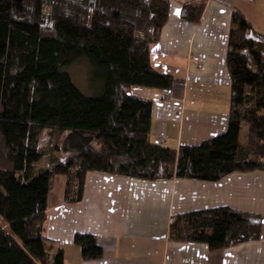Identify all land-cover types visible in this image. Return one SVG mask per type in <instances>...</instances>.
<instances>
[{"label": "trees", "instance_id": "1", "mask_svg": "<svg viewBox=\"0 0 264 264\" xmlns=\"http://www.w3.org/2000/svg\"><path fill=\"white\" fill-rule=\"evenodd\" d=\"M169 4L0 0V264H64L62 249L43 235L59 177L63 203L78 204L88 172L207 183L264 172V36L238 10L226 53V132L178 152L152 142V104L129 90L172 88V77L150 64ZM201 13L184 4L181 18L197 23ZM80 62L88 66L90 96L66 72ZM44 157L47 166L37 168ZM261 230L260 216L221 207L171 217L169 239L215 252L257 242ZM73 244L84 261L102 256L93 236L75 235Z\"/></svg>", "mask_w": 264, "mask_h": 264}, {"label": "crops", "instance_id": "2", "mask_svg": "<svg viewBox=\"0 0 264 264\" xmlns=\"http://www.w3.org/2000/svg\"><path fill=\"white\" fill-rule=\"evenodd\" d=\"M184 4L202 7L197 23L181 18ZM233 10L264 36V0H170L167 21L150 48V64L172 77V88L129 90L152 104V142L162 139L163 146L178 152L226 132ZM64 183L59 177L48 196L43 234L62 249L64 264H264V172L233 173L216 183L146 182L88 172L78 204L63 203ZM221 207L260 216L259 241L215 252L204 244L170 241L171 217ZM75 235L93 236L101 258L84 261L73 244Z\"/></svg>", "mask_w": 264, "mask_h": 264}, {"label": "rangeland", "instance_id": "3", "mask_svg": "<svg viewBox=\"0 0 264 264\" xmlns=\"http://www.w3.org/2000/svg\"><path fill=\"white\" fill-rule=\"evenodd\" d=\"M66 72L81 93H83L86 96H90V94H92V91L90 90L88 84V73H89L88 66L85 63L83 62L77 63L69 67ZM46 143H47V137L46 135H43L41 137L40 144L41 146H44L46 145ZM54 156L57 158H63L62 154L60 153H54ZM47 164H48V157H44L37 163L36 166L37 168H44L47 166ZM55 191H56V187L54 188V192Z\"/></svg>", "mask_w": 264, "mask_h": 264}, {"label": "built area", "instance_id": "4", "mask_svg": "<svg viewBox=\"0 0 264 264\" xmlns=\"http://www.w3.org/2000/svg\"><path fill=\"white\" fill-rule=\"evenodd\" d=\"M156 143H158V144H162V143H163V140H162V139H159V140H157Z\"/></svg>", "mask_w": 264, "mask_h": 264}]
</instances>
